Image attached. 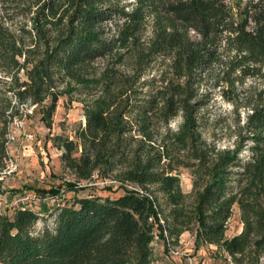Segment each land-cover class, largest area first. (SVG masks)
Wrapping results in <instances>:
<instances>
[{"label": "trees", "instance_id": "obj_1", "mask_svg": "<svg viewBox=\"0 0 264 264\" xmlns=\"http://www.w3.org/2000/svg\"><path fill=\"white\" fill-rule=\"evenodd\" d=\"M219 96L246 111L224 149L204 134ZM63 98L84 116L52 138L72 180L0 207V264H153L186 232L264 264V0H0V173L16 123L51 128ZM97 178L121 195L78 196Z\"/></svg>", "mask_w": 264, "mask_h": 264}, {"label": "rangeland", "instance_id": "obj_2", "mask_svg": "<svg viewBox=\"0 0 264 264\" xmlns=\"http://www.w3.org/2000/svg\"><path fill=\"white\" fill-rule=\"evenodd\" d=\"M250 84V83H249ZM205 115L204 134L217 144L220 149L234 147L237 141L238 126L245 120L244 109L236 107L217 97L211 103ZM181 119H176L172 125L178 127ZM84 122L82 106L79 103L67 104L61 99L54 116L53 125L47 127L35 113L21 124L16 123V140L9 148V156L17 164V171L0 180V207L13 212L20 206L28 207L37 212L40 206H53L60 199L44 194L52 187L64 190V182L72 180L70 173L64 170L61 162V152L53 145L55 135H72L73 129ZM31 134L30 140L26 136ZM181 186L184 192L192 191V177L188 169L180 170ZM112 184V183H111ZM87 185V190L81 191L78 196L90 194L101 197H118L121 192H112L105 189L107 183L99 178ZM74 193H64V198L73 200ZM64 201H61V203ZM241 231L239 212L235 213L229 224L228 236ZM153 264H233L230 259L219 251L216 246H206L196 243L194 234L186 232L178 243H165L156 239L153 243Z\"/></svg>", "mask_w": 264, "mask_h": 264}, {"label": "built area", "instance_id": "obj_3", "mask_svg": "<svg viewBox=\"0 0 264 264\" xmlns=\"http://www.w3.org/2000/svg\"><path fill=\"white\" fill-rule=\"evenodd\" d=\"M21 124H23L24 122H20ZM28 139H32L33 136L31 134H28L26 136ZM16 140V136H15V131L12 132L9 136V140H8V147L10 148L11 144ZM17 171V164L16 162H14V160H12L10 157L7 161V165L5 167V169L0 173V179H4L5 177L13 174L14 172Z\"/></svg>", "mask_w": 264, "mask_h": 264}]
</instances>
